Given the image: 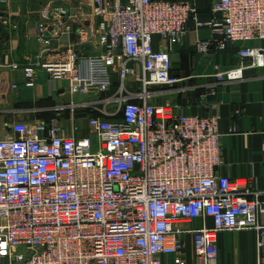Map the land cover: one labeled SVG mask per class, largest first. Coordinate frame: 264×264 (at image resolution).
I'll return each instance as SVG.
<instances>
[{
  "label": "built area",
  "instance_id": "2783aa9c",
  "mask_svg": "<svg viewBox=\"0 0 264 264\" xmlns=\"http://www.w3.org/2000/svg\"><path fill=\"white\" fill-rule=\"evenodd\" d=\"M56 2L42 12L37 41L43 50L25 69L26 87L35 86L38 71L47 73L72 100L56 111L75 114L91 106L75 99L115 86L106 101L114 108L89 117L81 137L76 127L66 135L55 119L10 126L13 137L0 140V264H165V258L189 264L187 237L193 264H218V235L247 230L257 232L264 262V192L248 179L218 174L224 164L219 118L151 103L160 97L157 89L182 82L172 54L188 21L197 20L195 8L89 0L76 10ZM87 7L96 21L91 36L82 25ZM212 11L215 18L197 26L211 29L220 51L236 46L244 61L217 80L264 67V0H215ZM73 33L83 41L93 37L100 53L53 48L54 40Z\"/></svg>",
  "mask_w": 264,
  "mask_h": 264
},
{
  "label": "crops",
  "instance_id": "0c3cea01",
  "mask_svg": "<svg viewBox=\"0 0 264 264\" xmlns=\"http://www.w3.org/2000/svg\"><path fill=\"white\" fill-rule=\"evenodd\" d=\"M49 1L0 0V16L6 19L0 24V140L13 137L10 126L15 123L33 125L54 119L68 136L73 135L76 126L82 129L77 136L88 134L87 122L83 125L81 117L74 116L69 109L56 111L72 101L61 83H52L47 73L38 71L35 86L26 87L25 69L35 64L43 50L37 41L38 25ZM56 1V8L69 6L76 10L82 2L89 3V0ZM155 1L187 2L195 8L197 20L210 22L215 18L212 11L215 0ZM83 15L82 25L91 36L96 26L93 12L87 7ZM197 20L188 21L184 38L172 54L173 73L182 80L181 84L177 88L160 87L157 89L160 97L151 103H170L181 114L218 117L224 156L218 174L248 179L252 189L264 192V67L245 69L238 79L218 81V74L240 69L244 61L236 46L225 51L217 49L214 44L217 37L210 28L198 27ZM203 43L208 44L206 52L200 50ZM154 46L160 48L159 38L155 39ZM53 48L60 51L73 48L86 56L100 53L93 37L83 41L77 33L54 40ZM199 225V221L194 223L195 227ZM208 225L212 226L210 219ZM186 241L187 260L193 264L191 238L187 237ZM217 249L218 264H264L254 230L221 232ZM164 262L171 264L172 259L165 258Z\"/></svg>",
  "mask_w": 264,
  "mask_h": 264
},
{
  "label": "rangeland",
  "instance_id": "374dc122",
  "mask_svg": "<svg viewBox=\"0 0 264 264\" xmlns=\"http://www.w3.org/2000/svg\"><path fill=\"white\" fill-rule=\"evenodd\" d=\"M114 92H115V90L112 89L111 91H109L106 94H100V95L95 96V97L90 98V99H87V98L81 99L79 101V104H82V102H85L87 104H91V106L88 107V109L80 108V111L78 113H75V114L73 113V115L81 117L82 124L84 125L85 124L84 122H87L89 117L96 115L98 112L99 113L102 112L105 107H109V108L113 109L114 105L113 104L107 105L108 102H106V101L112 96V94ZM79 125H80V122H79ZM80 127H81V125H80ZM76 128L80 129L78 126H76ZM81 130L82 129H80V131Z\"/></svg>",
  "mask_w": 264,
  "mask_h": 264
}]
</instances>
